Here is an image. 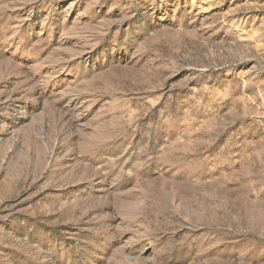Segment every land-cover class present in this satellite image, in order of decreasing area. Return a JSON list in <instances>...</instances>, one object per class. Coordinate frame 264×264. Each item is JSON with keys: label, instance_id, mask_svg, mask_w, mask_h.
I'll list each match as a JSON object with an SVG mask.
<instances>
[{"label": "rangeland", "instance_id": "obj_1", "mask_svg": "<svg viewBox=\"0 0 264 264\" xmlns=\"http://www.w3.org/2000/svg\"><path fill=\"white\" fill-rule=\"evenodd\" d=\"M0 264H264V0H0Z\"/></svg>", "mask_w": 264, "mask_h": 264}]
</instances>
